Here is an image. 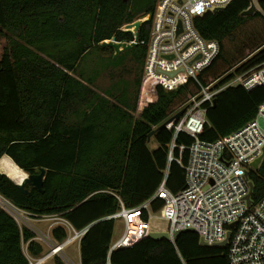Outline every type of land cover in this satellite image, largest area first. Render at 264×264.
Segmentation results:
<instances>
[{
    "label": "trees",
    "instance_id": "16d2710c",
    "mask_svg": "<svg viewBox=\"0 0 264 264\" xmlns=\"http://www.w3.org/2000/svg\"><path fill=\"white\" fill-rule=\"evenodd\" d=\"M158 1L0 0V159L9 156L28 174L46 169L44 191L29 185L30 193L24 194L0 173V193L31 214H61L77 229L92 225L81 240L82 264H230L225 248L203 246L190 231L174 242L147 237L110 253L116 223L106 217L119 209L120 201L137 207L150 199L168 166L169 189L185 187L182 166L168 162L174 133L159 127L183 109L200 86L193 79L176 90L158 86L157 100L135 115L152 20L142 24L139 43L131 49V61L141 66L135 90L122 81L103 93L96 91L90 85L95 79H88L82 61L93 47L113 37L133 41V34L121 27L154 14ZM258 2L262 12L252 16L242 15L249 0H233L195 19L200 35L216 40L221 48L200 75L203 85L217 80L224 85L264 65V0ZM263 102L264 85L252 91L223 90L217 104L208 107L201 139L215 141L237 131L256 116ZM151 139L154 149L149 147ZM193 141L184 133L176 140L186 146ZM174 156L179 157V149ZM187 157L185 152L184 161ZM250 178L253 199L259 200L264 196V160ZM163 205L156 199L153 209ZM54 236L63 241L67 233L58 228ZM33 237V231L21 230L0 209V264H28L23 242H29L33 254L43 251Z\"/></svg>",
    "mask_w": 264,
    "mask_h": 264
},
{
    "label": "built area",
    "instance_id": "2783aa9c",
    "mask_svg": "<svg viewBox=\"0 0 264 264\" xmlns=\"http://www.w3.org/2000/svg\"><path fill=\"white\" fill-rule=\"evenodd\" d=\"M232 1L157 2L156 10L151 15L152 27L139 107L143 110L157 100L158 86L176 90L191 79L199 84L200 92L188 101L183 108L184 114L177 119L175 115L178 111L165 126L174 133L168 162L176 161L182 166L185 187L178 192L169 189L168 166L160 187L150 199L137 207H127L120 201L119 209L106 217L122 224V234L112 242L110 253L119 248H129L153 232L167 233L169 240L175 241L180 233L190 231L196 233L200 243L203 242L205 246L225 248L230 264H264V196L259 200L253 199L254 186L250 178L251 171L257 170L253 167L254 161L264 154V102L258 107L256 116L237 131L215 141L201 139L208 123V107L214 106L220 92L237 84L247 91L264 85V69L261 68L238 74L223 86L219 85L220 80L207 86L200 81V75L218 58L221 48L216 40H208L200 35L195 27V19L216 9L222 10ZM149 16H145V19ZM121 30L127 31L128 24L122 26ZM143 94L146 95L145 103L141 104ZM181 133L191 136L193 143L189 146L178 145L176 140ZM175 149H179L178 158L174 156ZM185 152L188 153L187 161H184ZM6 157L14 163L9 156ZM22 172L28 175L24 170ZM0 173L11 178L1 169ZM156 199L163 200L164 205L155 211L153 203ZM0 209L9 213L21 230L27 228L33 231L32 240L43 247V251L36 255L29 251V242H23L28 264H78L68 253V248L76 243L80 245L92 225L77 229L61 214H31L1 193ZM144 214H147V219ZM155 216L167 222L165 230L150 229L149 224ZM39 223L46 225L41 227ZM58 228L67 233L63 241L54 236V230Z\"/></svg>",
    "mask_w": 264,
    "mask_h": 264
},
{
    "label": "rangeland",
    "instance_id": "374dc122",
    "mask_svg": "<svg viewBox=\"0 0 264 264\" xmlns=\"http://www.w3.org/2000/svg\"><path fill=\"white\" fill-rule=\"evenodd\" d=\"M261 28V27H260ZM102 47V46H101ZM101 47H93L84 60L82 61V68L87 73L88 79H92L90 85L96 91L103 93L107 89H110L115 83L126 82L132 90L136 89V80L138 79V73L141 71L140 63L131 61V55L134 53L131 50H127L117 57L115 56V51L113 48L110 52L105 51ZM114 52V53H113ZM134 60V59H132ZM263 67V68H262ZM261 70L264 69V65ZM236 69L234 67L229 73ZM120 84V83H119ZM118 84V85H119ZM223 86V85H222ZM141 92V88H140ZM141 106H138V111H141ZM137 111V112H138ZM150 149L157 147L155 141L151 139L149 143ZM8 159L2 160L3 162ZM2 163V162H1ZM0 163V164H1ZM34 218V217H32ZM37 224V223H36ZM41 227H45L46 224L39 223ZM122 224L116 223L113 241H117L121 236V226ZM150 229L163 231L167 228V222L160 218V216H155L150 222ZM25 251L26 245H23ZM68 253L78 264H81L80 251L78 244H74L68 248ZM63 264H66L65 262Z\"/></svg>",
    "mask_w": 264,
    "mask_h": 264
},
{
    "label": "water",
    "instance_id": "95a60500",
    "mask_svg": "<svg viewBox=\"0 0 264 264\" xmlns=\"http://www.w3.org/2000/svg\"><path fill=\"white\" fill-rule=\"evenodd\" d=\"M249 2L251 3L250 7L245 10L242 15L243 16H252L254 15L257 11H261L262 9L259 5L258 0H249ZM220 9H216L214 11V13L218 12ZM151 15L145 19V17L140 18L136 21H134L133 23H129L128 24V32L132 33L134 29V33H135V39L133 42L129 43L127 41H118L116 37H113L111 40H106L103 41L101 43L102 47H111L114 49L115 51V56L117 57L118 55H120L121 53L127 51V50H131L133 48H135L138 45V40H139V30L142 26V24L145 21L151 20ZM181 27V25H180ZM240 87L239 84H237L235 86ZM217 104V99H215L214 101V105ZM185 112V109H182L181 111H179L176 115L175 118L179 119ZM172 119H169L166 123L162 124L159 129H163L165 128L166 124L169 123ZM155 133V131H153L152 133H150L149 138H152L153 134ZM264 160V154L259 157L256 161H254L253 163V167L255 169H259V166L261 165V163ZM45 176H46V169L42 168L40 173L38 174H28L25 175V177H23L20 181L15 182L16 185L19 187V189L24 193V194H29L30 190L28 189V186L31 185L32 187H35L41 191L43 190V186H44V180H45ZM253 188V186H252ZM249 201H250V196L248 197ZM152 239L155 240H159V239H169V235L167 233H163V232H153L150 234L149 236ZM201 245L205 246V244L203 242L200 243ZM226 242H224L223 245H225ZM119 249H123V248H119Z\"/></svg>",
    "mask_w": 264,
    "mask_h": 264
},
{
    "label": "bare ground",
    "instance_id": "6f19581e",
    "mask_svg": "<svg viewBox=\"0 0 264 264\" xmlns=\"http://www.w3.org/2000/svg\"><path fill=\"white\" fill-rule=\"evenodd\" d=\"M4 159H8V157H4L2 160ZM0 161V169L2 172H7L9 174V176L14 179L16 182L17 181H20L23 177H25V174L22 172V170L20 169H17L15 171V169L13 168L12 169V165L17 167L13 162L9 161V160H5L4 162L3 161Z\"/></svg>",
    "mask_w": 264,
    "mask_h": 264
},
{
    "label": "crops",
    "instance_id": "0c3cea01",
    "mask_svg": "<svg viewBox=\"0 0 264 264\" xmlns=\"http://www.w3.org/2000/svg\"><path fill=\"white\" fill-rule=\"evenodd\" d=\"M131 89V88H130ZM145 97H146V95L145 94H143L142 95V99H141V104H144L145 102H144V100H145ZM138 106H139V104H138ZM141 110V109H140ZM142 111V110H141ZM139 113H140V111H138L137 113H135V115L137 116V115H139ZM15 169V171L17 170V169H19V167H15V166H13L12 165V169ZM8 174V173H7ZM9 175V174H8ZM113 242V241H112ZM174 242V241H173ZM80 246H81V244L79 245L78 244V247H79V251H80V259H81V250H80ZM82 263V262H81Z\"/></svg>",
    "mask_w": 264,
    "mask_h": 264
},
{
    "label": "snow or ice",
    "instance_id": "6c2138e0",
    "mask_svg": "<svg viewBox=\"0 0 264 264\" xmlns=\"http://www.w3.org/2000/svg\"><path fill=\"white\" fill-rule=\"evenodd\" d=\"M197 11H199V9H197Z\"/></svg>",
    "mask_w": 264,
    "mask_h": 264
}]
</instances>
